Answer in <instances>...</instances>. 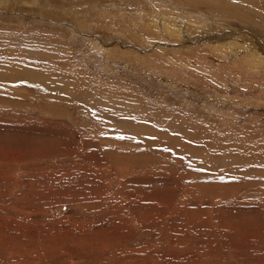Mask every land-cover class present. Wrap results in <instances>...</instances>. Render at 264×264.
<instances>
[{"label": "rangeland", "instance_id": "374dc122", "mask_svg": "<svg viewBox=\"0 0 264 264\" xmlns=\"http://www.w3.org/2000/svg\"><path fill=\"white\" fill-rule=\"evenodd\" d=\"M223 31L263 50L264 0H0V264H264V68Z\"/></svg>", "mask_w": 264, "mask_h": 264}, {"label": "bare ground", "instance_id": "6f19581e", "mask_svg": "<svg viewBox=\"0 0 264 264\" xmlns=\"http://www.w3.org/2000/svg\"><path fill=\"white\" fill-rule=\"evenodd\" d=\"M258 1V0H257ZM38 3V2H37ZM232 5V4H231ZM232 7V6H230ZM255 10V9H254ZM118 14V13H117ZM229 14V13H228ZM120 15V14H119ZM125 15L124 17L127 16V14H123ZM259 19V18H258ZM257 19V20H258ZM125 20H127L125 18ZM129 20V23L132 24V26H134L135 24L138 25L140 24V20H142V24H143V19L139 16H134L133 18L131 17V19H128ZM133 21V22H132ZM254 21V20H253ZM125 23V22H124ZM156 23H160V26L158 27V25ZM211 23V22H210ZM215 23V22H214ZM130 24L128 26H130ZM205 25H207V23H204ZM203 24V25H204ZM125 25V24H124ZM145 25V26H144ZM144 29L143 30L144 32H147V31H151L153 33H159L161 32V30L166 34V36H169V37H176V36H183V33H184V29L183 26H181L180 24H176L175 22L174 23H171V22H168L166 20H163V19H152V20H148L145 22L144 24ZM211 25V24H210ZM214 26V25H213ZM215 27V26H214ZM188 28V27H187ZM213 28V27H212ZM127 31L128 29L130 28H126ZM140 29H142L140 27ZM226 30V29H225ZM224 30V31H225ZM130 31V30H129ZM220 31V30H219ZM223 31L222 35L218 36V35H215V38L214 36H212V38H214V43L212 42L211 44L214 46H212L213 50L223 54L222 58L225 57L226 58H234V57H237L236 55L239 56V54H242L240 55V58H242V61L246 63V65L249 67H255L257 69H263L264 68V48L263 50H258V46H256L255 44L253 43H250V46L244 50H242L241 52H236V49L234 51V49H231L230 51H232L233 53H226V49L230 48L231 44H232V41L233 39H236L235 36H229L228 33H225ZM134 32V31H133ZM187 33V31H186ZM217 37V39H216ZM219 39V40H218ZM178 40V39H177ZM239 40V39H238ZM246 41V40H245ZM248 42V41H247ZM260 42V41H259ZM241 43V42H240ZM246 43V42H245ZM233 45V44H232ZM264 45V44H263ZM234 46V45H233ZM263 47V46H262ZM98 48V47H97ZM101 48V47H99ZM241 49H242V46H241ZM100 52H103V51H100ZM106 52V50H105ZM220 54V55H221ZM235 60V59H234ZM228 62V61H227ZM234 63V62H233ZM241 63V62H240ZM251 69V68H250ZM251 72V70H250ZM259 72V71H258ZM6 218V217H5ZM2 231V229L0 230ZM3 234V232H0V234ZM2 236V235H1ZM4 237V236H3ZM4 239L5 238H1L0 237V243L2 245V243H4ZM16 242V241H14ZM7 243V241H6ZM10 243V242H9ZM12 243V242H11ZM8 244V243H7ZM16 245V244H15ZM14 245V246H15ZM110 245V244H109ZM20 246V245H19ZM20 248V247H19ZM19 248H17L19 250ZM119 249V248H118ZM17 250V251H18ZM4 253V252H2ZM13 254V253H12ZM20 254V253H19ZM6 260V259H5ZM19 260V259H18ZM121 261V260H120ZM137 261V260H136ZM8 262V261H7ZM20 262V261H19ZM18 262V263H19ZM11 263V262H10ZM123 263V261H122ZM8 264V263H7ZM16 264V263H15Z\"/></svg>", "mask_w": 264, "mask_h": 264}]
</instances>
